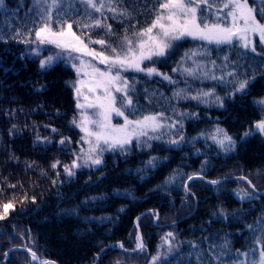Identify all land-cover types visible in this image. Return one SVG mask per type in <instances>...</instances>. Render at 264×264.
<instances>
[{
	"label": "trees",
	"instance_id": "obj_1",
	"mask_svg": "<svg viewBox=\"0 0 264 264\" xmlns=\"http://www.w3.org/2000/svg\"><path fill=\"white\" fill-rule=\"evenodd\" d=\"M29 3L30 0H6L10 11L7 16L0 14V27L7 31L18 26ZM151 19V15L140 16L138 27H146ZM257 19L264 23V19L259 16ZM108 23L113 24L118 32H123L118 22L109 20ZM97 31L100 36L103 35V32ZM92 35L94 39L98 38L97 32ZM176 43L179 46L174 54L154 66L177 80V85L145 77L144 73L136 71H132L134 74H128L126 78L130 82L133 78L139 81L137 87L142 97L139 101L143 106L142 114L164 111L167 116L178 119L163 101L149 105L143 98L145 88L158 90L164 96L171 97L177 87H185V76L172 72V69L177 67L184 52L200 47L205 42L185 38ZM206 46L212 49L213 59L224 55L215 50V45ZM35 47V44L27 45L15 40L0 43V53L4 49L10 50L0 56V85H3L0 87V96L4 97L0 105L6 109L24 110L12 121L21 127L25 123L44 125L51 122V126L58 128L59 133L70 138L72 143L62 150L58 143L61 135L53 134L50 128L43 126L10 137L7 135L10 124L7 118L0 115V133H3L0 136V188H3V192H0V215H3V203L14 204V209H9L6 218L0 220V259H3L4 252L13 250L4 264H27L30 254L24 246L32 247L42 259L54 261L55 264H145V259L160 249L162 237L168 232L176 234L177 243L185 251L189 241L200 242L207 248L210 240L225 234H230L233 249L246 250L252 238L244 225L251 223L264 210V195L248 203L239 201L234 191L251 190L243 177L264 189V137L255 135L243 143L239 142V138L254 121L262 118L260 106L254 101L264 97V78L257 77L249 95L226 98L223 108L211 100L208 103L188 99L179 102L173 100L177 113L198 114V119L183 120L180 133L186 141L199 137L194 142H186L180 147L172 146L168 150L169 145L164 141L169 139L170 134H167L166 129L163 141L151 142L153 148L143 151L134 148L126 158L106 151L103 154L104 165L99 170L77 169V175L68 179L63 175L62 166L72 162L75 158L73 152L88 148L86 143L81 142L84 133L71 124L79 110L75 107L74 90L66 86L65 82L74 81L76 74L64 63H59L47 73L41 72L39 59L59 50L51 45H41L38 58L30 51ZM94 47L100 49L99 45ZM257 49L260 50L259 41ZM220 62L218 59L217 63ZM94 63L101 66L99 61ZM145 65L153 66L151 63ZM188 80L193 89L191 94H195L196 89L209 90L216 84L209 79ZM39 84H47V90L35 92L34 88ZM230 91V85L215 87L216 94L221 97H226ZM57 109L60 111L58 117L55 114ZM134 118L129 116V119ZM116 120L123 123L122 118ZM216 127L225 129L238 141L235 150L225 152L210 138H205ZM36 132L42 137L54 136V142L46 147L34 148ZM172 133H175V129ZM172 138L178 137L172 135ZM11 154L19 157V160H9ZM151 156L160 157L161 163L137 175L136 169L144 167ZM57 160L60 165L52 169L50 165ZM205 161L208 163L202 172L204 179L188 182L195 195H186L182 183L186 181L187 175L199 171ZM25 162H35L36 167L27 169ZM42 171H46L47 175H42ZM174 171L178 174L175 183L166 190L158 189L157 186ZM56 172L61 173L60 179L64 183H52L56 179ZM140 176L145 178L142 180ZM224 177L228 179L219 186L220 191H217V186L208 183ZM13 184L16 187L10 188L9 185ZM117 190L119 195L116 194ZM25 196L27 200H24ZM32 197H35V203H32ZM93 197L98 199H91ZM74 208L77 209L75 214L65 213V210ZM221 209L229 214L240 210L242 215L231 220L217 218L214 214ZM137 234L143 238L148 257L133 251ZM204 237L210 240L206 241ZM120 243H123V248L119 246Z\"/></svg>",
	"mask_w": 264,
	"mask_h": 264
},
{
	"label": "snow or ice",
	"instance_id": "obj_2",
	"mask_svg": "<svg viewBox=\"0 0 264 264\" xmlns=\"http://www.w3.org/2000/svg\"><path fill=\"white\" fill-rule=\"evenodd\" d=\"M9 11L6 0H0V14L7 16ZM148 15L152 16L151 23L146 27H138L139 17ZM257 16L264 19V0H251V2L250 0H30L18 26L7 31L0 27V43L15 40L27 45L35 44L37 47L31 48L30 51L38 58L41 54V45L54 46L59 51L40 58L39 70L47 73L59 63H64L75 71L76 79L65 82L66 86L73 88L75 107L79 110L78 116L73 117L71 124L84 133L81 142L86 143L88 148L73 152L75 158L72 162L62 166L63 175L71 179L77 175V169L99 170L100 166L104 165L103 154L106 151L126 158L134 148L141 151L153 148L151 142L163 141L165 129L168 130L167 134H170L169 139L164 141L169 145L168 150H171L172 146L180 147L186 142L192 143L199 139L194 137L191 141H186V138L180 134L183 130V120L198 119V114L177 113L172 101L188 99L208 103L211 100L212 103L223 108L226 98L235 99L238 95L241 97L249 95V90L257 77L264 78V23H261ZM109 20L118 22L123 32H118L113 24L108 23ZM97 30L103 32V35L100 36ZM93 32H97L98 38H93ZM256 36L259 38V51L254 40ZM188 37L203 41L205 44L184 52L177 62V67L172 69V72L185 76V87H177L171 97L164 96L158 90L149 88L143 90V98L149 105L163 101L178 119L167 116L164 111L142 114L143 106L139 103L142 97L137 87L139 81L135 78L131 82L125 79L121 74L122 70H134L144 73L145 77H159L161 81L177 85L179 83L177 80L167 73L160 72L154 65L164 62L173 55L179 46L176 42ZM95 45H99L100 49L97 50ZM206 45H215L217 52L224 53L222 58L217 56L213 59L212 49ZM9 51L4 49L0 56L6 55ZM218 59L221 60L219 64ZM94 61H99V64L105 65V68L101 69ZM145 61H149L153 66L145 65ZM188 78L201 81L209 79L216 84L209 90L196 89L195 94H191L193 89ZM216 85H230L231 91L226 93V97H221L215 92ZM47 88V84H39L34 91L42 93ZM3 99L4 97L0 96V100ZM254 103L260 106L262 118L254 121L241 134L239 138L241 143L255 135L264 137V97ZM23 111L22 108L6 109L0 105V115L7 118L10 124L7 129L8 136H17L27 129L35 131L43 126L50 128L51 133L61 135L62 138L58 143L62 150L72 143L70 138L63 137L59 133L58 128L52 127L51 122L44 125L25 123L22 127L19 123L12 122ZM55 114L57 117L60 115L59 109ZM113 115L122 117L123 123L113 124ZM129 116L135 118L129 119ZM173 129L175 133H172ZM2 135L3 133H0V136ZM172 135L178 138H172ZM205 138H210L225 152L235 150L238 145V141L220 127H216ZM53 142L54 136L42 137L36 132L33 147H46ZM9 160L18 161L19 157L11 154ZM160 163V157L151 156L144 167L136 169V174L154 169ZM207 163L205 161L199 171L186 176V181L181 185L186 195H195L191 192L188 182L203 180L202 172ZM58 165H60L59 160L53 162L50 167L56 169ZM25 167L31 169L36 165L35 162H25ZM42 175H47V172L42 171ZM55 175L56 179L52 181L54 185L64 183L60 179V172H56ZM177 175L174 171L157 188L166 190L169 185L175 183ZM140 178L143 180L145 177L140 176ZM227 179L228 177L214 179L208 183L217 186V191H220L219 186ZM242 179L247 181L251 190L234 191L239 201L252 203L264 195V189L258 188L247 177ZM9 187L15 188L16 185ZM0 192H3V188H0ZM116 194H120L119 190ZM27 199L28 197L25 196L24 200ZM21 203L23 204V200ZM32 203H35V197H32ZM2 208L3 215H0V220L6 218L9 209H14V204L3 203ZM76 212L75 208L65 210L69 215ZM153 215L157 214L153 213ZM214 215L217 218L231 220L233 217H240L242 213L237 210L229 214L221 209ZM244 227L252 238L246 250L233 249L229 239L230 234H225L216 240L204 237V240H210L207 248H204L200 242L189 241L185 251L177 243L176 234L168 232L162 237L163 243L160 249L150 254V258L145 259V264H264V210ZM119 246L124 247L123 243ZM24 247L30 254L27 264H55L54 261L42 259L32 247ZM12 251L10 249L3 253L0 264L8 260ZM133 251L149 256L143 238L139 234L136 236V246Z\"/></svg>",
	"mask_w": 264,
	"mask_h": 264
},
{
	"label": "rangeland",
	"instance_id": "obj_3",
	"mask_svg": "<svg viewBox=\"0 0 264 264\" xmlns=\"http://www.w3.org/2000/svg\"><path fill=\"white\" fill-rule=\"evenodd\" d=\"M188 38H190V37H188ZM254 40L256 41V42H258L259 41V38H258V36H256V37H254ZM86 59H91V58H86ZM145 64H150L149 63V61H145L144 62ZM143 66V65H142ZM100 68L101 69H104L105 68V65H101L100 66ZM132 71H134V70H126V71H123L122 70V72H121V74H122V76L126 79V78H128V74H134V73H131ZM180 73H178V75H179ZM153 78H157V79H159V80H161V78H159V77H153ZM89 112H91L92 110H88ZM118 118H122V117H117V116H115V115H113V118H112V123L113 124H122V123H119L116 119H118ZM123 119V118H122ZM166 130V129H165ZM100 256V255H99Z\"/></svg>",
	"mask_w": 264,
	"mask_h": 264
}]
</instances>
